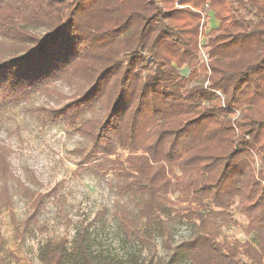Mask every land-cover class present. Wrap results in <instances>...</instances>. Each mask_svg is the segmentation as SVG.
I'll list each match as a JSON object with an SVG mask.
<instances>
[{"label": "trees", "instance_id": "1", "mask_svg": "<svg viewBox=\"0 0 264 264\" xmlns=\"http://www.w3.org/2000/svg\"><path fill=\"white\" fill-rule=\"evenodd\" d=\"M56 81L71 93L55 90L68 101L53 120L87 137L82 163L102 158L133 199L117 207L126 239L166 241L165 256L131 264H264V0H0V108ZM7 157L0 146V203L29 195L24 235L59 189L30 192ZM234 207L253 242L219 239ZM175 219L190 234L172 243ZM39 259L101 264L89 226Z\"/></svg>", "mask_w": 264, "mask_h": 264}, {"label": "rangeland", "instance_id": "2", "mask_svg": "<svg viewBox=\"0 0 264 264\" xmlns=\"http://www.w3.org/2000/svg\"><path fill=\"white\" fill-rule=\"evenodd\" d=\"M209 18L208 26H215L217 22L210 15ZM181 72L188 75L189 69L183 68ZM55 90L71 93L67 85L56 81L50 84L49 91L33 92L17 104L0 108V146L16 178L30 192H49L56 186L59 189L46 200L38 225L24 235L23 221L31 211L29 195L22 188L14 191L11 206L4 205L1 195L0 259L11 264H42L39 253L43 244L49 239L67 238L72 248L77 230L84 226H89L91 246L101 264H131L133 258L165 256L168 247L164 237L157 235L151 244L142 246L137 240H127L120 230L117 207L132 206L133 199L119 193L117 184L121 177L106 163L102 166V158L96 163H82L91 142L64 121L53 120L49 110L68 101L58 98ZM261 164L257 160L256 166ZM231 211L236 223L222 227L219 239L253 242V233L247 231V217L235 207ZM170 223L172 243L190 234V225L185 220ZM240 257L249 261L244 255Z\"/></svg>", "mask_w": 264, "mask_h": 264}, {"label": "crops", "instance_id": "3", "mask_svg": "<svg viewBox=\"0 0 264 264\" xmlns=\"http://www.w3.org/2000/svg\"><path fill=\"white\" fill-rule=\"evenodd\" d=\"M214 20L218 23V21L216 19H214Z\"/></svg>", "mask_w": 264, "mask_h": 264}]
</instances>
